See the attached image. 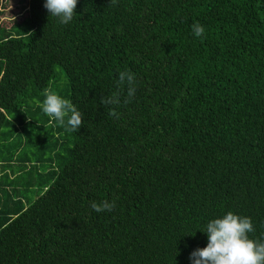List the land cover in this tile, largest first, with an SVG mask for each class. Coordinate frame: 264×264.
<instances>
[{"label":"trees","instance_id":"16d2710c","mask_svg":"<svg viewBox=\"0 0 264 264\" xmlns=\"http://www.w3.org/2000/svg\"><path fill=\"white\" fill-rule=\"evenodd\" d=\"M45 3L0 22V140L29 152L0 160V264H193L230 211L264 241V0H78L67 24Z\"/></svg>","mask_w":264,"mask_h":264},{"label":"clouds","instance_id":"9594fccd","mask_svg":"<svg viewBox=\"0 0 264 264\" xmlns=\"http://www.w3.org/2000/svg\"><path fill=\"white\" fill-rule=\"evenodd\" d=\"M78 0H46L45 8L50 15L59 18L60 23H69L76 12ZM1 22V21H0ZM192 31L197 37L205 33L204 26L194 23ZM135 77L131 72L121 71L118 84L128 85L125 103L130 102L135 95ZM45 99L41 105L42 111L58 121L60 125L65 122L72 131H77L83 125L80 111L70 100L45 90ZM121 102L119 94L102 97L104 105H118ZM110 115H117L113 110ZM67 118V119H66ZM114 202H93L91 207L96 212L111 211ZM208 235L206 247L198 248L190 254L193 264H264V241L252 239L249 233L254 231L250 217H241L233 212H228L221 218H216L207 223L206 229H201Z\"/></svg>","mask_w":264,"mask_h":264},{"label":"rangeland","instance_id":"374dc122","mask_svg":"<svg viewBox=\"0 0 264 264\" xmlns=\"http://www.w3.org/2000/svg\"><path fill=\"white\" fill-rule=\"evenodd\" d=\"M27 0H3L2 5L0 6V21L4 26H10L14 20H20L25 16V11L22 9L25 6ZM20 131L21 127H17ZM23 132V131H22ZM13 134L12 138L10 139H1L0 140V152L1 156L0 160L4 158L7 161V158L14 161L15 163L19 162L17 160L21 154H29V152L25 151L27 146L25 144V136L22 134ZM16 146V147H15ZM16 159V160H15ZM33 160V159H31ZM8 163V162H6ZM3 164V163H2ZM30 163L27 162L26 166L29 167ZM16 167V168H15ZM1 168V167H0ZM4 172H9L11 169H14V173L18 174L20 171H16L18 167L14 164L11 166H4ZM41 171V170H40ZM39 189V188H38ZM37 190V189H35ZM38 191H34L32 193V199L35 198Z\"/></svg>","mask_w":264,"mask_h":264}]
</instances>
